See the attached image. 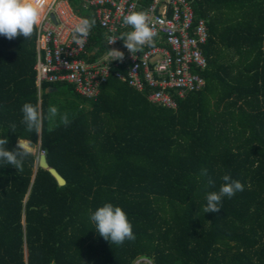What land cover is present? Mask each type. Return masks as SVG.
I'll list each match as a JSON object with an SVG mask.
<instances>
[{
	"label": "trees",
	"instance_id": "trees-1",
	"mask_svg": "<svg viewBox=\"0 0 264 264\" xmlns=\"http://www.w3.org/2000/svg\"><path fill=\"white\" fill-rule=\"evenodd\" d=\"M67 1L96 21L86 46L94 60L109 48L105 31L82 0ZM191 1L206 20L207 65L204 85L176 96L175 108L112 73L95 99L65 81L37 89L36 31L0 35V138L9 150L32 140L64 179L38 166V153L22 171L0 161V264H264V0ZM26 102L39 105L41 134L22 122ZM50 105L59 110L51 120ZM224 174L244 190L204 213ZM105 203L125 211L134 240L111 244L96 232L90 215Z\"/></svg>",
	"mask_w": 264,
	"mask_h": 264
},
{
	"label": "built area",
	"instance_id": "built-area-1",
	"mask_svg": "<svg viewBox=\"0 0 264 264\" xmlns=\"http://www.w3.org/2000/svg\"><path fill=\"white\" fill-rule=\"evenodd\" d=\"M139 5L140 0H82V6L94 13L104 29L109 45L102 55L88 60L89 36L83 46L72 40V28L86 17L76 13L67 0H52L35 33L33 69L37 89L41 81H65L80 96L95 99L99 86L112 73L138 91L147 88L152 103L175 108L176 96L184 97L188 91L201 88L204 78L199 71L207 65L202 51L208 38L205 18L195 15L191 0H151L145 12L158 36L153 46L146 45L132 55L119 37L127 27L123 17ZM113 39L117 40L109 44ZM113 48L124 52L122 62L110 61L108 53Z\"/></svg>",
	"mask_w": 264,
	"mask_h": 264
},
{
	"label": "clouds",
	"instance_id": "clouds-1",
	"mask_svg": "<svg viewBox=\"0 0 264 264\" xmlns=\"http://www.w3.org/2000/svg\"><path fill=\"white\" fill-rule=\"evenodd\" d=\"M52 0H0V35L9 40L17 36L30 38L45 19ZM94 18H81L72 28V40L78 46H83L92 28L95 26ZM123 25L130 26L131 30L122 33L119 39L123 40L124 47L133 55L147 46L155 44L157 31L150 23L148 13L145 11H133L123 17ZM117 39L109 41L113 43ZM111 60H124V52L119 49H110L108 53ZM134 57V56H133ZM23 123L28 132L41 134L43 118L39 105L24 103L21 109ZM59 115L56 106H49L48 118L51 120ZM61 122L67 126L70 124L68 115L65 113L60 117ZM16 130L15 125L10 126ZM7 136L0 138V161L12 165L18 171L23 170L24 161L29 156H36L37 149L32 140L19 138L14 149L9 150ZM201 175L207 177V186L214 187L215 180L208 176L207 169L201 170ZM223 183L218 191H211L206 196L204 213H218L222 208V198H231L237 192L244 190V185L239 180H234L230 174L221 177ZM95 225L96 232L111 244L121 245L125 240H134L133 227L127 218L125 211L111 203H105L98 207L90 215Z\"/></svg>",
	"mask_w": 264,
	"mask_h": 264
},
{
	"label": "water",
	"instance_id": "water-1",
	"mask_svg": "<svg viewBox=\"0 0 264 264\" xmlns=\"http://www.w3.org/2000/svg\"><path fill=\"white\" fill-rule=\"evenodd\" d=\"M49 17L51 18L52 21H54V17H53V14L52 13L49 14ZM53 88H54V86L47 85L44 88V91H49L50 89H53ZM37 164H38V166H40L42 168H46L47 171L53 176V178L55 179V181H56V183L58 185L64 184V179L56 172V170L54 168H52V167H48V165L46 163V160H45V156H44L43 153H39L38 154Z\"/></svg>",
	"mask_w": 264,
	"mask_h": 264
},
{
	"label": "rangeland",
	"instance_id": "rangeland-1",
	"mask_svg": "<svg viewBox=\"0 0 264 264\" xmlns=\"http://www.w3.org/2000/svg\"><path fill=\"white\" fill-rule=\"evenodd\" d=\"M37 153H40L39 146L37 145ZM149 264L144 258L137 259L134 261V264Z\"/></svg>",
	"mask_w": 264,
	"mask_h": 264
}]
</instances>
